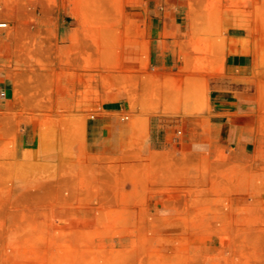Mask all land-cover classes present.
<instances>
[{"label":"rangeland","instance_id":"obj_1","mask_svg":"<svg viewBox=\"0 0 264 264\" xmlns=\"http://www.w3.org/2000/svg\"><path fill=\"white\" fill-rule=\"evenodd\" d=\"M3 1L0 11L8 17L0 21L8 25L0 30L17 20L29 32L40 25L41 41L39 51L31 34L19 44L28 62L17 81L19 135L27 128L35 141L19 143V156L15 130L0 144V264H264V141L215 152L148 143L149 112L161 104L185 115L207 108L202 78L188 75L182 85L151 81L145 93H132L130 110L115 114L130 124L120 131L122 144L110 124L99 139L88 130L98 109L92 100L109 101L113 87L138 89L119 74L129 36L126 0L81 3L80 19L91 28L88 47L103 49V74L89 65L84 81L68 84L78 96L73 111L57 104L63 82L51 66L57 2ZM185 1L192 25L186 69L204 70L208 53L222 55L230 26L252 30L264 65V0ZM60 58L64 71L63 53Z\"/></svg>","mask_w":264,"mask_h":264},{"label":"crops","instance_id":"obj_2","mask_svg":"<svg viewBox=\"0 0 264 264\" xmlns=\"http://www.w3.org/2000/svg\"><path fill=\"white\" fill-rule=\"evenodd\" d=\"M55 1L57 25L50 33L55 36L51 66L63 82V94L57 95V104L62 100L63 108L73 111L78 96L69 92L67 86L73 81H84L89 65L95 66L96 75L103 74V49L97 44L88 47L91 28L80 19L84 12L83 0ZM4 5L5 2L0 0V7ZM122 12L127 19L129 36L122 48L119 74L127 76L129 83L137 81L138 89L131 84L127 91L113 87L109 101H91V107L98 109L97 115L88 119L87 128L97 136L96 139L110 124L112 130L118 133L117 143L122 144L120 131L129 129L130 124L120 122L115 114L130 110L132 93H145L151 81L162 86L166 83L182 85L185 77L193 75L206 83L207 108L198 112L192 109V113L186 115L182 111L165 108L164 104L157 110H151L148 143L152 148L166 149L180 142L181 146L198 152H215L220 146L232 145L247 150L250 145L264 141L261 134L264 122V111L261 109L264 86L262 44L255 39L252 30L230 26L222 55L217 58L208 53L207 68L192 71L186 69L191 65L188 62H192V55L189 61L184 58L185 42L192 38L190 11L185 0H126ZM7 17L6 11H0V18ZM69 20L74 24H70ZM40 29L41 26L37 25L30 32L26 31V28L19 27L17 20L13 22L12 29L0 30V144L15 130L18 156L19 143L24 148L35 141V131L28 134L25 128L19 135L17 81L19 66L28 64L23 61L19 44L25 35L31 34L37 43L35 50L39 51ZM62 53L64 71L58 67L61 66ZM188 107L193 108L194 103ZM140 112L142 110L138 106L136 113ZM14 116L17 118L15 122Z\"/></svg>","mask_w":264,"mask_h":264},{"label":"built area","instance_id":"obj_3","mask_svg":"<svg viewBox=\"0 0 264 264\" xmlns=\"http://www.w3.org/2000/svg\"><path fill=\"white\" fill-rule=\"evenodd\" d=\"M7 26V23H3V24H0V27H6ZM123 118H128V116H124Z\"/></svg>","mask_w":264,"mask_h":264},{"label":"bare ground","instance_id":"obj_4","mask_svg":"<svg viewBox=\"0 0 264 264\" xmlns=\"http://www.w3.org/2000/svg\"><path fill=\"white\" fill-rule=\"evenodd\" d=\"M3 23H7V22H5V21H0V24H3ZM7 25H8V23H7ZM213 69V68H212ZM217 69V68H216ZM215 70V69H214Z\"/></svg>","mask_w":264,"mask_h":264}]
</instances>
